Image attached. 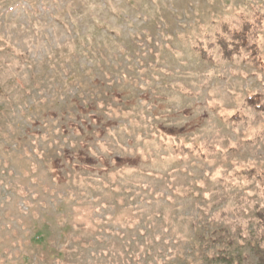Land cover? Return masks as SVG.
Returning a JSON list of instances; mask_svg holds the SVG:
<instances>
[{
    "label": "rangeland",
    "instance_id": "374dc122",
    "mask_svg": "<svg viewBox=\"0 0 264 264\" xmlns=\"http://www.w3.org/2000/svg\"><path fill=\"white\" fill-rule=\"evenodd\" d=\"M255 12L0 0V264H253L264 72L193 47Z\"/></svg>",
    "mask_w": 264,
    "mask_h": 264
},
{
    "label": "trees",
    "instance_id": "16d2710c",
    "mask_svg": "<svg viewBox=\"0 0 264 264\" xmlns=\"http://www.w3.org/2000/svg\"><path fill=\"white\" fill-rule=\"evenodd\" d=\"M263 30L264 15L255 12L251 18H242L239 23L232 20L221 22L214 33L207 36L206 42H198L193 49L205 60L213 61L215 55L224 61L238 58L256 70L264 72V57L260 43V33ZM244 102L258 114L259 119L263 117L264 95L262 93H252L246 96ZM234 118L238 119L239 117L235 116ZM241 174L264 180L263 174L254 169L241 170ZM254 217L256 221L251 233L255 254L253 264H264V208L256 210ZM240 227V224L234 227L237 237H242ZM232 242L233 239L229 238L228 243Z\"/></svg>",
    "mask_w": 264,
    "mask_h": 264
}]
</instances>
